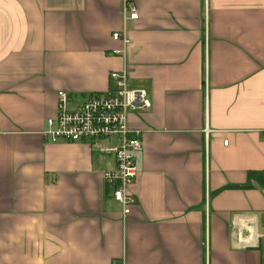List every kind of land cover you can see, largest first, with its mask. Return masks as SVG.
<instances>
[{
  "label": "crops",
  "instance_id": "1",
  "mask_svg": "<svg viewBox=\"0 0 264 264\" xmlns=\"http://www.w3.org/2000/svg\"><path fill=\"white\" fill-rule=\"evenodd\" d=\"M122 71L149 102L125 218L115 141L44 135ZM120 262L264 264V0H0V264Z\"/></svg>",
  "mask_w": 264,
  "mask_h": 264
},
{
  "label": "built area",
  "instance_id": "2",
  "mask_svg": "<svg viewBox=\"0 0 264 264\" xmlns=\"http://www.w3.org/2000/svg\"><path fill=\"white\" fill-rule=\"evenodd\" d=\"M121 14L123 19L136 20L138 17L135 8L128 3L123 4ZM111 38L119 40L123 46L126 43L124 31L113 32ZM108 77L112 88L107 93L89 94L80 103L73 102L62 91L57 92L55 115L46 120L44 135L51 143L86 142L95 145L104 140L115 141L114 145L99 150L111 153L115 165L113 170L102 173V180L110 187L111 198L120 205L121 216L125 218L133 204L127 187L136 175L134 154L141 149L139 133L128 129L126 117L130 112L146 110L149 102L143 90L127 89L126 71L110 72ZM208 132L205 128L204 136ZM223 144L226 145V141Z\"/></svg>",
  "mask_w": 264,
  "mask_h": 264
},
{
  "label": "rangeland",
  "instance_id": "3",
  "mask_svg": "<svg viewBox=\"0 0 264 264\" xmlns=\"http://www.w3.org/2000/svg\"><path fill=\"white\" fill-rule=\"evenodd\" d=\"M72 101L75 102V103H80L82 100H81V98L80 99L78 98V99H72Z\"/></svg>",
  "mask_w": 264,
  "mask_h": 264
}]
</instances>
